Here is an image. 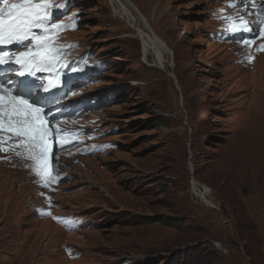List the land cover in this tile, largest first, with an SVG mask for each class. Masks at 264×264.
<instances>
[{
	"label": "rangeland",
	"instance_id": "rangeland-1",
	"mask_svg": "<svg viewBox=\"0 0 264 264\" xmlns=\"http://www.w3.org/2000/svg\"><path fill=\"white\" fill-rule=\"evenodd\" d=\"M129 1L166 47L164 68L113 0H53L55 21L69 26L78 11L66 35L104 66L53 108L89 148L79 162L59 156L68 176L50 209L88 224L67 235L36 220L31 205L46 201L32 178L0 162V264H264V47L250 51L252 66L238 63L255 41L222 42L214 16L238 28L244 16L258 32L264 7ZM64 243L78 259L67 261Z\"/></svg>",
	"mask_w": 264,
	"mask_h": 264
},
{
	"label": "snow or ice",
	"instance_id": "snow-or-ice-1",
	"mask_svg": "<svg viewBox=\"0 0 264 264\" xmlns=\"http://www.w3.org/2000/svg\"><path fill=\"white\" fill-rule=\"evenodd\" d=\"M249 5L254 8L255 0H243L242 5L239 0H233L230 4L243 7L246 12ZM53 6V0H19L14 3L0 0V68L6 69V78L0 80V151L9 150L3 146L6 140H17L15 147L21 151H17L16 156L34 162V170L45 179V186L58 179L49 171L50 158L55 169L56 152L68 150L65 145L70 144L66 138L70 134L55 127L60 116L51 105L56 101L40 98L34 84L35 80L41 79L38 74L57 75L55 66L60 50L52 46L51 30L65 26L56 23L54 13L47 11ZM55 7L60 10L59 5ZM239 23L242 27L238 28L235 23L231 26L232 34L248 33L240 43L249 44L257 36L264 37V22L258 32L244 16L239 17ZM37 29L44 35L38 34ZM13 45L18 51L3 50L5 46ZM56 83V80L49 79L39 88L50 97V89L55 88ZM70 146L75 147L74 144Z\"/></svg>",
	"mask_w": 264,
	"mask_h": 264
},
{
	"label": "bare ground",
	"instance_id": "bare-ground-1",
	"mask_svg": "<svg viewBox=\"0 0 264 264\" xmlns=\"http://www.w3.org/2000/svg\"><path fill=\"white\" fill-rule=\"evenodd\" d=\"M113 1L117 4L118 8H120L121 15L123 16L124 20L129 23L130 27L133 30H135V28H139L140 30L138 33H143L142 38L143 40H146V42L143 47L142 54L145 56V58L152 56L156 61V66L164 68L166 65L165 57L167 49L164 44L157 38L156 34L153 33L154 31L151 29L147 21L143 18V14L138 11L139 9L135 7V4L132 1L131 2L134 5L129 0ZM170 77L174 79L173 76Z\"/></svg>",
	"mask_w": 264,
	"mask_h": 264
},
{
	"label": "water",
	"instance_id": "water-1",
	"mask_svg": "<svg viewBox=\"0 0 264 264\" xmlns=\"http://www.w3.org/2000/svg\"><path fill=\"white\" fill-rule=\"evenodd\" d=\"M242 193H243L244 195H247V193H248L247 188H242Z\"/></svg>",
	"mask_w": 264,
	"mask_h": 264
},
{
	"label": "trees",
	"instance_id": "trees-1",
	"mask_svg": "<svg viewBox=\"0 0 264 264\" xmlns=\"http://www.w3.org/2000/svg\"><path fill=\"white\" fill-rule=\"evenodd\" d=\"M158 124H160V121H158Z\"/></svg>",
	"mask_w": 264,
	"mask_h": 264
}]
</instances>
